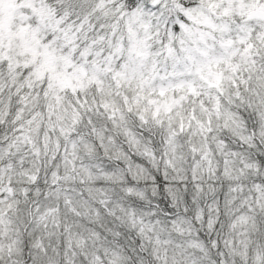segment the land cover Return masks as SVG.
I'll use <instances>...</instances> for the list:
<instances>
[{
  "label": "snow or ice",
  "instance_id": "6c2138e0",
  "mask_svg": "<svg viewBox=\"0 0 264 264\" xmlns=\"http://www.w3.org/2000/svg\"><path fill=\"white\" fill-rule=\"evenodd\" d=\"M0 264H264V0H0Z\"/></svg>",
  "mask_w": 264,
  "mask_h": 264
}]
</instances>
